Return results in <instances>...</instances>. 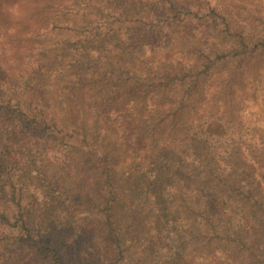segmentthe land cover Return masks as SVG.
Wrapping results in <instances>:
<instances>
[{"label":"trees","instance_id":"trees-1","mask_svg":"<svg viewBox=\"0 0 264 264\" xmlns=\"http://www.w3.org/2000/svg\"><path fill=\"white\" fill-rule=\"evenodd\" d=\"M6 1L0 264H264V129L204 134L218 55L156 51L185 26L237 37L239 62L264 42L209 0Z\"/></svg>","mask_w":264,"mask_h":264},{"label":"rangeland","instance_id":"rangeland-1","mask_svg":"<svg viewBox=\"0 0 264 264\" xmlns=\"http://www.w3.org/2000/svg\"><path fill=\"white\" fill-rule=\"evenodd\" d=\"M146 1L150 0L142 3ZM8 3L0 0L3 7ZM209 3L218 9V14L228 19L236 32H244L249 41L264 42V0H209ZM220 25L221 20L218 19V27ZM185 27L175 32L178 46L176 43L169 46L168 53L164 54L166 48L160 45L156 51L163 59L168 55L165 57L167 62H181L186 67L196 64L199 53L208 54L211 58L218 55L215 71L206 80L202 96L196 101L198 115L195 119L201 118L202 132L217 141L247 132L253 136L257 128L264 129V58L257 56L239 62L234 56L237 37L221 32L203 34L205 30L200 32L196 27L191 31L189 26ZM148 55L140 52L142 59ZM154 58L152 56L149 61L156 64ZM153 104L151 101L150 107Z\"/></svg>","mask_w":264,"mask_h":264}]
</instances>
